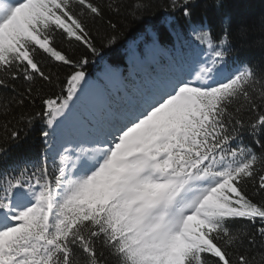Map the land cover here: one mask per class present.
<instances>
[{
	"label": "snow or ice",
	"instance_id": "obj_1",
	"mask_svg": "<svg viewBox=\"0 0 264 264\" xmlns=\"http://www.w3.org/2000/svg\"><path fill=\"white\" fill-rule=\"evenodd\" d=\"M150 7L134 0L130 15ZM168 7L191 19L195 0ZM121 11V0H0V161L22 141L21 125H45L43 158L0 174V264H255L248 250L264 247V65L230 62V25L219 38L193 28L206 55L74 126L85 65L99 55L91 25L106 23L111 46ZM58 38L84 54L73 59ZM41 58L70 69L63 84Z\"/></svg>",
	"mask_w": 264,
	"mask_h": 264
},
{
	"label": "trees",
	"instance_id": "obj_2",
	"mask_svg": "<svg viewBox=\"0 0 264 264\" xmlns=\"http://www.w3.org/2000/svg\"><path fill=\"white\" fill-rule=\"evenodd\" d=\"M103 3L104 0H98ZM122 11L114 22L120 26L117 42L111 46L106 43L111 30L106 23L98 22L91 25L99 55L89 56L90 62L85 65L87 73L86 82L94 81L113 93L112 85L118 84L116 73L124 72V78L129 80V67L135 63L134 54L143 52L146 59L162 61L175 58L188 61L195 54H207L205 46L199 45L195 40L193 28H204L219 38L223 27L230 25L232 34V54L230 62H241L253 65H264V0H195V7L191 19L183 15L182 10H171L169 0H151V7L143 14L133 17L130 15L134 0H121ZM247 29L246 38L241 40L237 33L241 28ZM58 47L63 49L73 59H79L85 50L72 43L60 41ZM41 63L46 70L58 75V81L63 84L70 69L67 66L56 65L41 58ZM85 82V83H86ZM61 87L46 88L44 95L53 96L60 94ZM95 94V93H92ZM96 98L97 96L94 95ZM84 106V105H83ZM30 112L40 110L37 104L28 109ZM77 112V111H76ZM74 126H80L76 116ZM45 125L37 119L27 128L21 125L23 131L22 141L10 149L6 160L0 161V174L19 167L40 161L44 156L45 144L41 132ZM245 143H251V137L245 133L242 136ZM251 191V190H249ZM250 257H255V264H264V247L257 246L248 250Z\"/></svg>",
	"mask_w": 264,
	"mask_h": 264
},
{
	"label": "rangeland",
	"instance_id": "obj_3",
	"mask_svg": "<svg viewBox=\"0 0 264 264\" xmlns=\"http://www.w3.org/2000/svg\"><path fill=\"white\" fill-rule=\"evenodd\" d=\"M91 86H85L86 90L90 89ZM99 115V113H98ZM89 118V117H88Z\"/></svg>",
	"mask_w": 264,
	"mask_h": 264
}]
</instances>
